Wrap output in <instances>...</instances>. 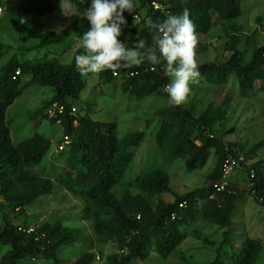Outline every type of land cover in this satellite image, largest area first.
Here are the masks:
<instances>
[{
	"label": "trees",
	"instance_id": "1",
	"mask_svg": "<svg viewBox=\"0 0 264 264\" xmlns=\"http://www.w3.org/2000/svg\"><path fill=\"white\" fill-rule=\"evenodd\" d=\"M72 1L79 6L78 11H83L90 0L87 3ZM138 1L140 6L134 7V12L126 17V21L130 23L133 14L140 13V9H145V15L131 27L130 33L136 35L137 42L145 41L146 48L154 47L150 25L162 22L167 15L153 9L152 0ZM159 1L169 4L168 16L180 14L187 8L196 35L208 33L214 22L213 13L218 15L219 26L226 37L223 49L230 50L231 54L223 62L198 64L204 83L228 85L229 99L235 91L241 96H244L243 92L254 96L257 91H264V44L258 45L256 36L247 35L245 47L239 48L243 29L238 22L241 0ZM0 5L3 6L0 33L11 34L10 38L18 44L22 54L60 44L71 31L80 36L90 26L86 19L77 14L75 20L58 33L45 31L39 32L36 40L32 39L33 36L23 38L22 32L33 35L32 28L41 22L45 14L62 10L60 0H4L0 1ZM260 19L259 16L257 20ZM8 48L10 46L0 40V55ZM203 50L204 45L198 41L195 54ZM84 51L82 46L77 49L69 64L56 59L22 63L13 56L0 67V219L5 223L0 228V246L8 247L0 257V264H31L32 259L46 264H90L94 244H110L113 247L109 254L104 255L103 251L98 253L103 264H131L146 261L149 257L151 259L146 264H258L261 252L259 238L247 236L236 247L234 243L237 237L234 231L227 229L222 232V241L214 247L215 241L202 235L197 228L208 224L229 227L234 204L239 199L234 193L235 183L230 182L220 192H214L213 188V184L221 178L224 158L228 154L233 158L239 156L233 144L225 145L222 136H210L221 122L224 114L222 106L211 103L197 117L183 104L169 107L168 95L162 89L170 77L164 74L163 63L156 65L143 59L140 64L118 70V74L124 72V76L114 75L111 69L99 72L104 84L123 76L121 90L139 99L157 93L166 100L165 105L156 111L160 122L154 133V146L159 158L146 165L137 176H132L133 149L144 140V132L120 134L114 121L98 122L83 115L81 105L84 102L80 94L86 86V78L77 69L75 56ZM140 51L144 52L145 49ZM17 69L22 76L30 75L23 84L34 83L50 88L51 97L45 100L44 108L53 102L67 105L63 121L66 122L65 133L72 137V143L67 153H58L59 156L65 155L67 164L59 171L51 164L45 174L40 173L48 163L49 137L34 132L17 142L12 139L6 109L25 87H19L22 79L15 76ZM126 71L132 72V76H128ZM256 80L261 82L257 88L254 85ZM73 105L79 108L76 127L71 126L68 115ZM262 147L264 138L248 150L244 151L243 147L240 150L245 152V160L251 161L247 165L241 163V166H245L246 182L251 183L248 193L264 206V159L252 161ZM212 148L217 162L206 177L207 184L176 195L173 201H165L163 194L172 192L167 172L171 163L183 159L187 171L202 168ZM251 171L253 176L250 175ZM54 181L82 204L81 219L90 225V232L55 223L29 230L37 216L33 214L34 217L30 218L27 207L40 197L51 194ZM116 191H120V194H116ZM213 193L214 197L210 198ZM183 201L185 205L179 206ZM4 205L9 208L5 209ZM172 213L175 214L174 218L171 217ZM12 219L20 220V225H12ZM186 235L192 236V243H196L194 246L191 243L188 245V248L197 251V256H192L190 260L187 249L178 250ZM211 251L216 254L212 256ZM173 255H178L179 260L174 262ZM62 260L67 262L63 263Z\"/></svg>",
	"mask_w": 264,
	"mask_h": 264
},
{
	"label": "rangeland",
	"instance_id": "2",
	"mask_svg": "<svg viewBox=\"0 0 264 264\" xmlns=\"http://www.w3.org/2000/svg\"><path fill=\"white\" fill-rule=\"evenodd\" d=\"M1 2L4 0H0ZM82 3H87L88 0H78ZM163 9L168 16V4L167 2L161 3L159 0H152ZM92 0L85 9L91 7ZM66 7L61 11L45 14L41 19V22L35 26L33 35H28L27 32H22V37L33 36L32 39L36 40V35L39 32L54 31L58 33L61 29L71 24L78 13L79 6L75 1L67 0ZM135 7L140 6L138 0H134ZM241 14L238 18V22L243 25L241 31V40L239 48L245 47V39L247 35L256 36L258 45L264 44V0H241ZM130 13L124 12L126 19ZM135 15V16H134ZM145 9H140V13H134L130 23L122 26V34L117 37L118 40L125 42L128 46L137 43L136 35L130 33L131 27L144 17ZM213 25L211 30L206 34L197 35L198 41L204 45V50L195 54L197 64L206 62L219 61L223 62L228 60L231 51L223 49L224 41L226 37L219 26L218 15L213 13ZM260 20H257L258 17ZM220 27V28H219ZM84 33V32H83ZM77 36L76 32L71 31L67 38L60 44H53L41 49H32L27 52L20 51L18 44L13 41L6 33H0V40L9 45L10 48L6 49L2 55H0V67L3 63L9 60L11 57L16 56L22 63H42L58 60L60 63L69 64L73 60L74 52L82 46L81 37ZM32 34V33H30ZM32 40V41H33ZM31 41H28L30 43ZM31 44V43H30ZM84 53V52H83ZM82 53V54H83ZM124 66L111 71H115L117 76L123 75L124 72L118 74V70H121ZM126 67V66H125ZM129 67V65H128ZM163 68V67H162ZM18 71V73H17ZM126 74L130 76V72L126 71ZM125 74V76H126ZM15 76H19L21 80L19 87H22L23 82L27 80L30 75H21L19 69L16 70ZM86 78V86L81 91V99L83 107V115H88L93 121L115 122L117 130L120 134H124L128 131L144 132V140L141 144L133 149L134 158L132 160L133 169L131 175L137 176L141 170L145 169L146 165L151 162H156L159 158V153L154 146V133L160 122V117L156 114V111L163 107L166 100L163 96L152 93L142 98H137L129 92H123L121 90V82L124 77H118L111 80L109 83H102L98 73H83ZM126 78V77H125ZM203 78L199 76L196 83L189 84L191 89L183 106L191 110L194 117H197L208 105L220 104L221 109L224 110L221 122H219L210 136H222L225 145L231 143L238 151L237 162L233 172L230 175V181L235 183L238 202L234 204V212L231 217L232 222L229 227L219 226L214 224L203 225L201 228L197 226L202 235L209 237L210 240H214V247H217L222 241V232L229 229L234 231L237 239L235 241L236 247L244 240L245 237H256L261 240V252L258 258V264L264 263V206L258 204L253 195L248 193V187L251 183L246 182L245 166H241L239 163V157H243L246 165L251 161L245 160V150H248L252 145L259 142L264 138V91L259 90L254 96L249 95V92H243L244 96L238 95L235 91L234 95L230 96V88L228 85L213 86L204 83ZM171 81L167 83V85ZM261 84L260 80L254 82L257 88ZM50 88L47 86H40L34 83H27L20 95H18L12 103L6 109L7 125L10 130L12 139L14 142L29 137L34 132L43 133L50 139V148L47 154V164L40 173H46L47 169L53 164L56 167V171H59L62 167H66V157L59 156L57 145L62 140L65 133V123L62 120H57L55 124L51 118L54 115L53 111H48L51 107H45V100L51 97ZM232 93V92H231ZM248 95V97H247ZM79 105V102H77ZM227 105V107H225ZM75 109L78 110V106L75 105ZM44 108V110H43ZM43 111V112H42ZM50 112V113H49ZM74 112L71 126L76 127L77 113ZM233 130H229L231 128ZM229 130V131H228ZM68 136V144L64 148L62 153H67L71 147L72 137ZM241 147L244 151L240 150ZM210 156L207 159L205 165L202 168L195 169L193 171H187L185 169L184 160L178 159L167 168V172L170 177L169 186L172 192L164 193L163 198L165 201H173L176 195L186 193L197 187H203L207 184L206 177L214 169L217 162V155L214 152V148L211 149ZM264 159V147L259 150L256 157L252 158V161ZM37 171V169H35ZM53 191L47 196L40 197L36 202L30 204L27 208V212L30 218H33V214L37 216V219L30 224V228L40 227L42 225L51 226L61 225L65 227H71L75 229H89V224H86L81 219L82 204L77 201L66 190L60 188L57 183H53ZM254 191V190H253ZM133 192H137L136 190ZM116 194H120V191H116ZM210 196H214V193ZM2 200V198H0ZM5 209L9 207L4 205ZM15 214V212H14ZM23 221L24 217H21ZM12 225H20L21 222L18 219L11 220ZM5 223L1 222L0 228L4 227ZM192 236L186 235L182 242L178 245V250L187 249L188 260L191 257L197 256V251L188 248V245H195L192 243ZM7 246H0V257L7 250ZM94 253L103 251L104 255L113 251V247L110 244H95L93 247ZM215 251H211V255L214 256ZM172 260L178 261V255H173ZM151 258L149 257L143 262H133L131 264H146ZM26 261V260H25ZM31 262V261H30ZM33 262V261H32ZM31 262V264H33ZM197 263L198 261H194ZM27 263V262H24ZM173 263V262H171ZM28 264V263H27ZM40 264H46L41 262ZM52 264V263H47ZM92 264H100L93 261Z\"/></svg>",
	"mask_w": 264,
	"mask_h": 264
},
{
	"label": "clouds",
	"instance_id": "3",
	"mask_svg": "<svg viewBox=\"0 0 264 264\" xmlns=\"http://www.w3.org/2000/svg\"><path fill=\"white\" fill-rule=\"evenodd\" d=\"M60 7L63 11L68 7L65 0H60ZM134 7V0H92L90 8L78 11L77 14L81 18L86 19L90 26L80 38L85 51L83 54L75 56L76 67L83 74L98 73L105 69L115 70L122 65L125 67L131 64H140L143 59H147L156 65L163 63L164 74L170 77L171 82L165 85L162 90L168 95L169 107L179 106L186 101L191 91L190 82L196 83L197 78L200 76L195 59L198 39L195 25L190 19L189 10L184 8L180 14L169 15L162 22L151 23L150 28L153 33L152 41L154 47L146 48L143 40H139L129 47L125 42L118 40L117 37L122 34V26L127 24L124 12L127 11L131 14L134 12ZM155 10L164 12L160 7ZM140 49H145V51L141 52ZM52 104L48 108H52ZM57 104L63 105L64 111L58 113L54 107L55 113L51 120L55 124H59L56 121L62 120L67 111V105L63 103ZM72 107H75V105L71 106L68 111V115L71 117V124L74 121L73 114L77 112V110L71 112ZM66 144H68L67 134L58 143V150L62 151L67 147ZM60 145H63V147L59 148ZM84 222L88 224L86 221ZM80 231L90 232V225L89 229H80ZM92 252L94 255L90 264L99 260L100 264H103L102 258H100L98 253H94L93 250ZM32 260V263L40 264V261ZM66 262V260L65 262L63 261V263Z\"/></svg>",
	"mask_w": 264,
	"mask_h": 264
},
{
	"label": "built area",
	"instance_id": "4",
	"mask_svg": "<svg viewBox=\"0 0 264 264\" xmlns=\"http://www.w3.org/2000/svg\"><path fill=\"white\" fill-rule=\"evenodd\" d=\"M151 4L153 5V8H159V6L157 5V3L155 1H151ZM3 13V7L0 5V17ZM135 16V15H134ZM114 75H116L115 71H112ZM18 73V71H17ZM132 72H130V76H132ZM56 110L58 111V113H62L64 111V106L63 105H58L57 103H53L52 104V108H50L48 111L52 110L53 111V114L55 113V108ZM76 109L75 107H72L71 108V112H74ZM50 113V112H49ZM75 121V120H74ZM73 121V123H74ZM67 138V137H65ZM63 145H60L59 148H62ZM244 161L243 157H239V163H242ZM236 162H237V159L236 158H233L230 154H228L223 162H222V175H221V178L219 181L215 182L213 184V188H214V192H220L222 190H224L226 188V186L229 185L230 183V175L231 173L233 172V168H235L236 166ZM251 176H253V172L251 171L250 173ZM210 197H213V196H210ZM185 205V202H182L179 204V206H184ZM175 214L172 213L171 214V217L174 218Z\"/></svg>",
	"mask_w": 264,
	"mask_h": 264
}]
</instances>
